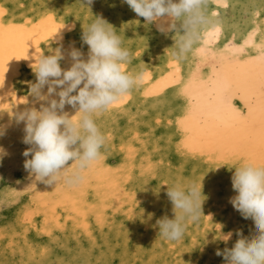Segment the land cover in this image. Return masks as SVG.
Listing matches in <instances>:
<instances>
[{
	"label": "rangeland",
	"instance_id": "rangeland-1",
	"mask_svg": "<svg viewBox=\"0 0 264 264\" xmlns=\"http://www.w3.org/2000/svg\"><path fill=\"white\" fill-rule=\"evenodd\" d=\"M206 14L208 24L200 39L177 58L179 33L170 30L168 36V31L158 30L157 22H147L132 9L131 28L144 21L152 28V43L135 47L124 66L142 74V82L95 117L106 139L101 158L81 180L58 184L36 180L24 166L32 154L21 156L31 147L24 137L1 145L6 154L0 157V264H225V250L233 247L237 231L246 239L256 234L254 223L225 203L229 188L225 162L207 166L179 151L176 143L182 141V123L193 116L203 121L207 107L236 114L234 122L249 121L256 108L252 130L264 136V45H260L264 0H207ZM70 29L60 28L32 43L31 52L14 67L16 76L25 68L35 72L40 52L34 49L50 40L64 43L68 56ZM241 69L248 77L245 84L236 77L243 74ZM0 98V107L9 112L10 100ZM11 124L15 121L7 122L8 127ZM187 182L202 185V214L187 223L180 240L169 241L159 233L157 221L175 216L168 187ZM122 196L128 200L126 207ZM76 227L80 232L93 229L102 246L61 232ZM121 228H130V237H119ZM99 231L104 233L98 235ZM229 231L234 236L225 242L220 235Z\"/></svg>",
	"mask_w": 264,
	"mask_h": 264
},
{
	"label": "clouds",
	"instance_id": "clouds-1",
	"mask_svg": "<svg viewBox=\"0 0 264 264\" xmlns=\"http://www.w3.org/2000/svg\"><path fill=\"white\" fill-rule=\"evenodd\" d=\"M126 2L147 22H157L159 31L175 30L179 33L175 40L174 54L177 58L191 50L208 24L207 0ZM82 41L89 46L87 60L81 59L83 54L73 47L69 52L73 63L67 70L60 67L59 61L64 57L59 49L53 55H37V80L31 85V93L37 100H48L56 90L55 86H67L58 92V101L48 100L47 105L42 103L39 109L32 107L17 116L18 121L25 122L23 140L31 145L23 153L25 157L32 154L24 166L36 180L47 184L72 183L83 178L85 170L101 158L106 139L95 117L142 82V74L125 70L130 52L123 46L115 28L105 19L94 16L83 28ZM50 77L56 79L50 80ZM46 84L48 91L42 93ZM77 89L76 95H70ZM77 102L79 109L75 115L69 117L62 111L65 103L75 106ZM2 134L3 129H0ZM5 154L0 147V157ZM234 168L231 182L236 194L230 202L245 219L254 223L256 234L246 239L237 231L238 239L233 247L225 250L226 264H264V157L259 162L241 157ZM168 196L175 216L173 219L165 216L157 221L159 233L169 241H178L183 237L187 223L198 220L202 214V185L175 183L168 187ZM232 235L229 231L221 234L220 238L227 242Z\"/></svg>",
	"mask_w": 264,
	"mask_h": 264
},
{
	"label": "bare ground",
	"instance_id": "bare-ground-1",
	"mask_svg": "<svg viewBox=\"0 0 264 264\" xmlns=\"http://www.w3.org/2000/svg\"><path fill=\"white\" fill-rule=\"evenodd\" d=\"M22 1L26 2V4L23 5ZM131 15L132 8L126 0H91V3H88V0H0V97L4 96L8 98L11 106L9 112H5L0 107V129H3V134L0 135V147L5 143L13 144L16 142L17 138L24 137L25 122L18 121L17 119L20 112L32 107L39 109L42 103L45 105L48 104V100L38 101L31 93V85L37 80L34 70H28L26 68L21 69L16 76L14 67L18 62L22 61V58H24L27 53L31 52L32 43L40 37L44 38L53 35L60 28L66 29L72 27L67 33L66 42L72 45L71 49L73 47L79 49L83 54L81 59L87 60L89 46L82 41L83 28L94 19V16H100L115 28L117 34L122 38L123 46L127 48L131 54L134 52L133 49L135 47L141 46L144 43L146 45L149 42L152 43V28L145 25V23H147L146 21L136 23V25L133 26L134 28H131ZM26 19L30 22H26ZM171 33V31H168V36H171ZM155 39L154 37V40ZM63 44L64 43H57L50 40L49 44L41 45L43 47H40V50L34 49V52H40L39 55L48 56L53 55L56 50L59 49L64 57L59 61L60 67L62 70H67L71 67L73 60L70 55H64L66 47ZM260 45H264V37H262V39L260 38ZM134 62L138 63L139 60H135ZM140 63L143 62L141 61ZM240 71H243V76L241 72L237 73L240 75L236 77L240 79L241 83L245 84L248 81V77L245 75L244 69ZM146 75L147 74H145V76ZM230 75L232 77V74ZM4 79H6V81L1 82ZM49 79L52 80L56 78L50 77ZM162 81H160V83L164 84L165 79ZM80 87H82V84ZM55 88L56 90L51 93L49 97H54V99L58 101L60 99L58 92L63 88V85L55 86ZM41 91L42 93H47L48 85L46 84ZM77 92L78 89L70 93V95H76ZM1 101L2 98H0V102ZM202 106L205 107V105ZM259 106H261V104ZM78 109V102L75 106L65 103L62 111L67 112L69 117H71L76 114ZM250 109H252V107H250ZM222 111L223 110H221V112ZM203 112V121H199L196 119L197 116H193L191 119L187 120L186 125L182 123V141L176 143V148L184 154L199 158L210 167L216 168L221 161L225 162L226 168L224 173L229 188L228 194H226V201H224L225 203H231L230 198L236 194L231 182V177L235 171L234 166L238 164L241 157H247L257 162L260 161L261 157H264V136H262V133L252 130L253 124L256 123V120L253 118L258 116L257 109H252V115H250L251 119L249 121H236L237 123L234 122L236 119V114L234 113L221 114L218 109H209L208 107ZM193 118H195L196 121ZM8 121H15V124H11V126L8 127ZM113 121V123H116L117 119ZM180 124L181 123H179V125ZM261 131L264 132V130ZM23 153L24 152H21V156H24ZM97 198L100 199V196H97ZM101 198L102 200H106L103 196ZM122 198L125 199L122 200V205L126 207L128 205V200L124 196H122ZM74 218L75 217L71 220L75 224ZM66 227H69V225ZM71 228H66L65 231L62 230L61 232L64 233L67 238L79 236L76 239L87 238L91 242L96 240L94 244L98 247L102 246L101 240L94 238L93 229L90 228L80 232L77 227V229ZM130 228L118 229L117 235L123 239H127L132 234V231L129 230ZM102 231L105 230L102 229ZM102 231H99L98 235H102V233H104ZM20 249L22 250L23 247L21 246ZM222 262L226 264V258L222 260Z\"/></svg>",
	"mask_w": 264,
	"mask_h": 264
},
{
	"label": "snow or ice",
	"instance_id": "snow-or-ice-1",
	"mask_svg": "<svg viewBox=\"0 0 264 264\" xmlns=\"http://www.w3.org/2000/svg\"><path fill=\"white\" fill-rule=\"evenodd\" d=\"M216 31L218 32V29ZM209 35H212V33H210Z\"/></svg>",
	"mask_w": 264,
	"mask_h": 264
}]
</instances>
